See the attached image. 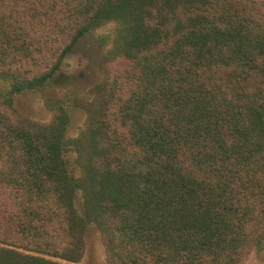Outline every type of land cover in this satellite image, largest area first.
Instances as JSON below:
<instances>
[{
	"label": "trees",
	"instance_id": "1",
	"mask_svg": "<svg viewBox=\"0 0 264 264\" xmlns=\"http://www.w3.org/2000/svg\"><path fill=\"white\" fill-rule=\"evenodd\" d=\"M109 24L82 177L65 93L48 123L0 101V264L80 263L88 219L106 264H247L264 252V0H0V81L45 91Z\"/></svg>",
	"mask_w": 264,
	"mask_h": 264
},
{
	"label": "rangeland",
	"instance_id": "2",
	"mask_svg": "<svg viewBox=\"0 0 264 264\" xmlns=\"http://www.w3.org/2000/svg\"><path fill=\"white\" fill-rule=\"evenodd\" d=\"M114 30L115 24H109L80 38L60 69L49 80L51 87L45 88V91L29 90L9 95L7 83L0 81V101L11 96L16 114L37 123H48L52 119L53 111L49 107L47 95H67V139L70 140V146L66 156L69 169L76 178L82 177L88 155V103L94 100L92 90L104 79L105 73L108 77L114 75L105 65L102 66L104 54L112 47ZM95 110L100 112V109ZM84 203L83 193L79 189L76 192L75 207L78 215L85 220ZM88 220L90 221L85 222L83 234L85 252L82 261L77 264H106L98 226L91 219ZM247 264H264V252L258 257L252 255Z\"/></svg>",
	"mask_w": 264,
	"mask_h": 264
}]
</instances>
